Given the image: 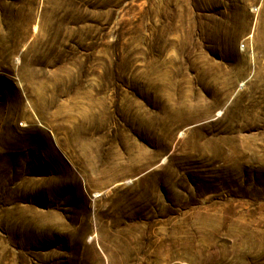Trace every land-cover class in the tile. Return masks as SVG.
<instances>
[{
	"label": "rangeland",
	"instance_id": "374dc122",
	"mask_svg": "<svg viewBox=\"0 0 264 264\" xmlns=\"http://www.w3.org/2000/svg\"><path fill=\"white\" fill-rule=\"evenodd\" d=\"M0 264H264V0H0Z\"/></svg>",
	"mask_w": 264,
	"mask_h": 264
}]
</instances>
